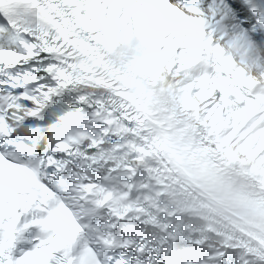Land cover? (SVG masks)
<instances>
[{"label":"snow or ice","instance_id":"snow-or-ice-1","mask_svg":"<svg viewBox=\"0 0 264 264\" xmlns=\"http://www.w3.org/2000/svg\"><path fill=\"white\" fill-rule=\"evenodd\" d=\"M246 3L0 0V264H264V235L176 244L147 193L160 151L264 149V14L254 40L225 23ZM62 93L81 126L48 148Z\"/></svg>","mask_w":264,"mask_h":264},{"label":"bare ground","instance_id":"bare-ground-1","mask_svg":"<svg viewBox=\"0 0 264 264\" xmlns=\"http://www.w3.org/2000/svg\"><path fill=\"white\" fill-rule=\"evenodd\" d=\"M200 145V144H199ZM201 146V145H200ZM208 152L207 156L213 159L219 169L223 172L226 182L227 191L236 190L240 195V199L243 202L247 201L246 191L254 190L255 195H262L264 191V149L249 155L240 151L239 145H232L229 147L221 146H203ZM228 148L232 154L228 159L231 165L227 164V160L224 159L223 149ZM199 154V158L206 157L203 151L196 150ZM201 164V161L198 160ZM243 176L248 179L240 177V185H234V179L238 176ZM242 202V204H243ZM257 210H261L264 213V207L261 204L254 202ZM245 220H250L253 223L261 226L264 225V214H252L247 212V215L243 216Z\"/></svg>","mask_w":264,"mask_h":264},{"label":"clouds","instance_id":"clouds-1","mask_svg":"<svg viewBox=\"0 0 264 264\" xmlns=\"http://www.w3.org/2000/svg\"><path fill=\"white\" fill-rule=\"evenodd\" d=\"M254 31H250L249 34L254 37ZM143 55V49L137 42L135 38H133L127 44L120 45L110 56V59L115 68L124 70L126 67H130L133 63H135L138 59ZM253 74L255 75V70H253Z\"/></svg>","mask_w":264,"mask_h":264}]
</instances>
